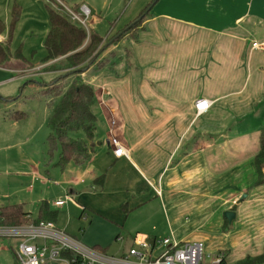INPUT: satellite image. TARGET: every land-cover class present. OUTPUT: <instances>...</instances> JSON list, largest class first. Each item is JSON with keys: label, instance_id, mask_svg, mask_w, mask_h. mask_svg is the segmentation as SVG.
I'll return each instance as SVG.
<instances>
[{"label": "crops", "instance_id": "0c3cea01", "mask_svg": "<svg viewBox=\"0 0 264 264\" xmlns=\"http://www.w3.org/2000/svg\"><path fill=\"white\" fill-rule=\"evenodd\" d=\"M150 1L131 0L128 18L114 26L122 28ZM253 39H264V0H155L135 32L107 42L101 64L81 72L95 73L90 80L103 125H96L81 171L69 170L74 185L64 194L76 202L55 205V197L50 207L59 215L68 204L84 219L121 229L117 253L137 232L202 240L230 263L261 253L264 183H252L264 127V49L252 48ZM198 98L209 100L201 114ZM112 136L127 155L113 154ZM77 173L91 174V181L78 183ZM101 173L99 185L94 177ZM226 209L235 211L230 222Z\"/></svg>", "mask_w": 264, "mask_h": 264}, {"label": "rangeland", "instance_id": "374dc122", "mask_svg": "<svg viewBox=\"0 0 264 264\" xmlns=\"http://www.w3.org/2000/svg\"><path fill=\"white\" fill-rule=\"evenodd\" d=\"M130 1L0 0V17L5 22L0 39L5 40L11 35L10 48L13 54L10 60L0 65V205L21 202L30 216L35 218L42 199L52 201L55 197L63 198L65 189L74 185V182H70L72 174L69 170L75 168V165L59 167L56 164L59 149H51L48 145V119L62 93L74 81L92 84L90 79L96 77H91L95 74L92 71L84 75L81 72L65 73L63 70L43 68L47 64L43 61L46 54L44 38L48 31L46 3L55 2L64 6L75 13L76 17L85 18V24L89 28H94L100 35L105 36L113 27L116 30L112 33L121 29H117L118 26L114 24L119 17L121 20L128 18V12L133 8L132 5L128 6ZM14 4L18 5L19 10L18 19L12 25ZM82 4L96 8L95 12L85 16L79 7ZM121 43L123 44V41ZM18 50L21 51L22 57L15 56L14 53ZM59 74H63L59 78V91H50V82ZM93 109L97 114L96 125L99 129L103 121L96 101ZM18 115L21 116L17 117ZM78 135L83 136L82 133ZM97 135L95 129L94 137H98ZM76 166L81 171L82 167ZM80 173L76 175L78 183L91 181V174ZM65 207L67 210H59L58 227L63 229L62 222H66L69 229L64 230L76 235L84 244H110L107 254L118 252L122 242L116 240L115 235L121 232V229L111 230V226L104 220L84 219V215L79 216L73 209H68V204ZM29 221L33 220L27 216L23 223ZM199 241L203 243L202 240ZM14 245L15 239L7 236L0 238V264H17L13 254ZM204 251L210 254L219 252L217 249L207 251L205 248Z\"/></svg>", "mask_w": 264, "mask_h": 264}, {"label": "trees", "instance_id": "16d2710c", "mask_svg": "<svg viewBox=\"0 0 264 264\" xmlns=\"http://www.w3.org/2000/svg\"><path fill=\"white\" fill-rule=\"evenodd\" d=\"M154 1L151 0L136 17L126 23L123 28L108 34V37L102 36L95 29L86 26L64 6L55 2L46 3L48 31L44 38L46 54L43 61L51 62L43 68L72 73L84 71L94 61L101 64L102 61L97 59L100 50L107 42H115L126 33L135 32L145 11L151 7ZM18 10V5L14 4L12 25L18 19ZM4 29L5 22L0 17V34ZM10 39L11 35L5 40L0 39V65L10 60L13 55ZM14 54L16 57H22L20 50ZM63 74H59L54 81L50 82L48 87L50 91H59V78ZM95 101L94 86L88 82L74 81L62 93L58 103L54 106L48 119L47 142L51 149H59L56 162L59 167L65 168L69 164L83 165L90 159L97 124V115L93 109ZM79 133H82L83 136L78 135ZM253 162L256 179L252 185L264 183V127L260 130L259 149ZM103 178L104 173H101L94 177V181L101 185ZM28 214L29 212L24 209L21 202L0 205V223H23L29 216ZM57 215V210L51 208L46 199H42L39 203L37 216L35 218L30 216V219L35 222L42 219L54 221ZM95 247L106 251V247L99 245ZM225 261L230 263L227 258ZM260 261H264V247L261 253L246 255L230 264H251Z\"/></svg>", "mask_w": 264, "mask_h": 264}, {"label": "built area", "instance_id": "2783aa9c", "mask_svg": "<svg viewBox=\"0 0 264 264\" xmlns=\"http://www.w3.org/2000/svg\"><path fill=\"white\" fill-rule=\"evenodd\" d=\"M80 9L85 16L91 12L86 4H82ZM72 14L76 17L75 13ZM77 18L86 23L85 18ZM251 47L264 49V39H253ZM208 107L209 100L205 98H198L194 102L196 114L203 113ZM109 143L115 156L128 154L116 136L110 137ZM155 190L161 192L159 187H155ZM65 201L76 202L69 192L53 202L61 205ZM76 204L84 208L82 204ZM6 236L15 239L13 254L17 264H230L225 261L226 256L221 251L206 253L199 240H180L173 235L149 239L139 232L133 235L131 244L123 252L107 254L95 246L84 244L78 237L58 227L53 220L0 223V238ZM251 264H264V261Z\"/></svg>", "mask_w": 264, "mask_h": 264}, {"label": "water", "instance_id": "95a60500", "mask_svg": "<svg viewBox=\"0 0 264 264\" xmlns=\"http://www.w3.org/2000/svg\"><path fill=\"white\" fill-rule=\"evenodd\" d=\"M246 193L243 194L245 196ZM241 196V197H243ZM223 215L228 219V221H232L233 218L235 217V211L233 209H226L223 211Z\"/></svg>", "mask_w": 264, "mask_h": 264}, {"label": "snow or ice", "instance_id": "6c2138e0", "mask_svg": "<svg viewBox=\"0 0 264 264\" xmlns=\"http://www.w3.org/2000/svg\"><path fill=\"white\" fill-rule=\"evenodd\" d=\"M201 107H204V105H201Z\"/></svg>", "mask_w": 264, "mask_h": 264}]
</instances>
